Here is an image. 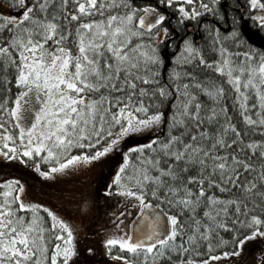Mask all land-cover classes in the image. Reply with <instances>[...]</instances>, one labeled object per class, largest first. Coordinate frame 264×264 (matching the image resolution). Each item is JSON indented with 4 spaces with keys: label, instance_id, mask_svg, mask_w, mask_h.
<instances>
[{
    "label": "snow or ice",
    "instance_id": "1",
    "mask_svg": "<svg viewBox=\"0 0 264 264\" xmlns=\"http://www.w3.org/2000/svg\"><path fill=\"white\" fill-rule=\"evenodd\" d=\"M0 264H264V0H0Z\"/></svg>",
    "mask_w": 264,
    "mask_h": 264
},
{
    "label": "trees",
    "instance_id": "2",
    "mask_svg": "<svg viewBox=\"0 0 264 264\" xmlns=\"http://www.w3.org/2000/svg\"><path fill=\"white\" fill-rule=\"evenodd\" d=\"M105 171H107V169H105ZM97 174L96 173H93V172H88L86 174H83V175H80L78 178H69L67 180H65L64 182V187L66 188H71V187H74V186H83L84 184H86V182L89 180V179H92L93 182L95 183V176ZM51 191H57V189H52V188H49ZM38 190H39V186H38ZM74 204H69V207L70 208H74Z\"/></svg>",
    "mask_w": 264,
    "mask_h": 264
},
{
    "label": "rangeland",
    "instance_id": "3",
    "mask_svg": "<svg viewBox=\"0 0 264 264\" xmlns=\"http://www.w3.org/2000/svg\"><path fill=\"white\" fill-rule=\"evenodd\" d=\"M67 179H69V178H66L65 180H67ZM48 191H51L50 189H47Z\"/></svg>",
    "mask_w": 264,
    "mask_h": 264
}]
</instances>
